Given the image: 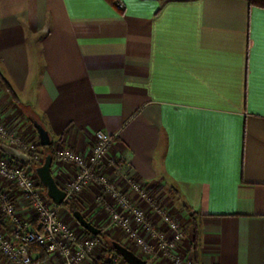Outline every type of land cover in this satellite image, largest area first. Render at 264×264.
<instances>
[{
    "label": "crops",
    "instance_id": "0c3cea01",
    "mask_svg": "<svg viewBox=\"0 0 264 264\" xmlns=\"http://www.w3.org/2000/svg\"><path fill=\"white\" fill-rule=\"evenodd\" d=\"M118 1L122 13L105 0H0L2 76L52 150L85 156L96 131L111 135L109 157L150 186L191 240L187 206L199 233L194 264H264V10L243 0ZM7 95L0 87V117L35 140ZM50 170L62 188L74 169L53 158ZM0 190L38 229L26 198L1 179ZM97 192L80 205L101 227ZM0 228L14 234L1 213ZM52 258L34 250L31 264ZM0 264H9L1 254Z\"/></svg>",
    "mask_w": 264,
    "mask_h": 264
},
{
    "label": "built area",
    "instance_id": "2783aa9c",
    "mask_svg": "<svg viewBox=\"0 0 264 264\" xmlns=\"http://www.w3.org/2000/svg\"><path fill=\"white\" fill-rule=\"evenodd\" d=\"M25 139L0 122L1 144L28 156L34 154L37 143ZM112 141L111 135L96 131L88 155H79L59 145L53 149V158L74 169L72 177L61 188L66 193V200L80 204L82 193L95 187L98 191L94 198L95 205L104 211L109 226L122 232L136 255L146 264H154L155 261L194 264L187 230L168 207L159 203L149 185L132 179L120 160L109 157ZM32 158L39 166L40 158L37 155ZM105 163L113 168L118 180L123 181V188L104 172L102 167ZM33 170L0 152V179L26 198L33 211L34 221L38 224V229L32 230L30 222L17 214L11 197L0 190V213L14 227L12 235H7L0 228L2 258L9 264H31L32 252L37 250L53 257L52 264H83L97 248L98 242L59 217L56 206L44 196V189ZM108 264L125 263L112 260Z\"/></svg>",
    "mask_w": 264,
    "mask_h": 264
},
{
    "label": "water",
    "instance_id": "95a60500",
    "mask_svg": "<svg viewBox=\"0 0 264 264\" xmlns=\"http://www.w3.org/2000/svg\"><path fill=\"white\" fill-rule=\"evenodd\" d=\"M34 129L36 130L39 145H42L43 147H49L51 144H53V141L50 139L48 133L43 128L41 123H38L37 121L32 122ZM0 152L8 157V159H11L12 161L22 165L23 167L30 166V159L29 156L25 153L21 152L20 150H17L15 148L6 146L4 144H0ZM52 155L47 154L43 156V163L41 166H37L34 168V173L38 179V183L41 184L43 187L46 198L50 200L53 205L57 207L62 206V204L66 201V193L55 183L54 177L51 172V166H52ZM72 219L76 221V223L80 226L82 231L88 232L91 236H97L101 232L99 228L94 226L90 221L85 219V217L81 214L80 211H75L72 214ZM112 247L115 251L118 252L119 256L122 258L124 263L126 264H146L144 260H142L137 255H134L132 251L127 249L125 246H122L121 244L117 242H111Z\"/></svg>",
    "mask_w": 264,
    "mask_h": 264
},
{
    "label": "trees",
    "instance_id": "16d2710c",
    "mask_svg": "<svg viewBox=\"0 0 264 264\" xmlns=\"http://www.w3.org/2000/svg\"><path fill=\"white\" fill-rule=\"evenodd\" d=\"M106 3H108L110 6L112 5L113 8H115L118 12L122 13L123 12V6L121 5V3H119L118 0H105ZM159 1H164V0H159ZM166 1V0H165ZM247 3L249 9L251 8H257L260 10H264V0H243ZM0 87L8 94L7 96H9V98L13 101V103H15L16 105L19 106V108H21L23 110V112H25V114H27L28 116V121H30L31 123L33 121H37L39 123V121L37 120V118H35L34 114H32L31 110L29 108H27L26 105H23L19 99L17 98V96H15L11 86L9 85V83H7V81L5 80V78L2 76L1 72H0ZM36 119V120H35ZM38 138V137H37ZM39 140L38 143L36 144V151L34 152V154H29V158H31V162L30 165L32 168H36V164L33 161V156L35 154H38L39 156H41V158L47 154H51L52 155V159H53V151L51 146L49 147H43L42 145H39ZM41 186V185H40ZM42 187V186H41ZM43 188V187H42ZM45 192V191H44ZM171 193H174L173 191H171ZM63 209H65L69 215H72L75 211L78 210L77 207H75V205L66 200L62 206ZM183 209L188 213L187 215H189L190 219H191V228H192V239H191V248H192V253L194 255V257L196 256V252L198 250V246H199V233H198V228L197 224H196V218L195 215H193V213L190 211V209L187 206H183ZM84 235L86 236H91L88 232H85L84 230L82 231ZM101 232V230H100ZM93 237V236H92ZM94 240H96L97 242H99L100 244L103 245L102 250H101V255H100V259L96 264H108L109 263V256H116L117 258H120L119 254L117 251H115L112 247V244L110 240H108V238L106 237V235L101 232L99 235L94 236L93 237ZM121 259V258H120Z\"/></svg>",
    "mask_w": 264,
    "mask_h": 264
},
{
    "label": "rangeland",
    "instance_id": "374dc122",
    "mask_svg": "<svg viewBox=\"0 0 264 264\" xmlns=\"http://www.w3.org/2000/svg\"><path fill=\"white\" fill-rule=\"evenodd\" d=\"M27 115V114H26ZM36 120V119H35ZM39 121V120H38ZM0 122H3L4 124H6V126L8 127V128H10L11 130H12V132H14L15 130L10 126V125H8L6 122H4L3 121V119L0 117ZM40 122V121H39ZM15 134H16V131H15ZM25 138V137H24ZM26 140V139H25ZM31 142H33V143H38V138L36 137V139L34 140V139H32V140H30ZM1 144V143H0ZM53 151V150H52ZM35 155H37L38 156V158H40V160H41V163H40V165L39 166H41L42 165V163H43V157L41 158V156H39L38 154H35ZM28 168H29V170H31V169H34V168H32L31 167V165L30 166H28ZM41 185V184H40ZM71 202V201H70ZM74 205H75V207H77L78 208V211H80L81 212V214L85 217V219H86V216H85V214H88V211L84 208V207H81V205L80 204H78V203H74V202H72ZM165 206V205H164ZM84 213V214H83ZM57 214L59 215V217L62 219V220H64L69 226H71V227H73V228H75V229H77V230H79L80 232H82V229L80 228V226L76 223V221L75 220H73L72 218V215H69V213L65 210V209H63L62 207H57ZM106 220H107V224H105L104 226H96L97 228H99V229H101V232H103L105 235H106V237L108 238V240H110V241H112V242H117V243H119V244H121L122 246H125L127 249H129L130 251H132L133 253L135 252V250H133L132 249V245H131V243H129V241L128 242H126V244L125 243H121L122 241H121V239H120V236L122 237V232L121 231H118V229H116V231H118L119 233H120V235H117L116 237L115 236H110L109 234H108V230H110V229H113L112 227H110L109 226V224H108V222H109V219H107V217L105 218ZM177 219V218H176ZM88 221H90L89 219H87ZM178 220V219H177ZM179 221V220H178ZM107 229L106 231L104 230L105 228ZM109 227V228H108ZM185 228V227H184ZM190 228H191V226H190ZM186 230H187V228H185ZM124 237V236H123ZM122 237V238H123ZM124 239L126 240V238L124 237ZM98 244V246H97V249L98 250H100L99 252V255H98V257H96V259H95V257H93V259L94 260H92V262H91V264H96L98 261H99V259L101 258L100 257V255H101V250H102V247H103V245L102 244H100L99 242L97 243ZM93 254L92 253H90L88 256H87V259L89 258V256H92ZM134 255H136V252L134 253ZM95 256V255H94ZM138 256V255H137ZM139 257V256H138ZM121 258V257H120ZM120 258H117L116 256H112V255H110L109 256V263L110 262H112V260H117V261H121V262H123L124 263V261L122 260V258L120 259ZM86 259V260H87ZM85 260V261H86ZM126 264V263H125Z\"/></svg>",
    "mask_w": 264,
    "mask_h": 264
}]
</instances>
